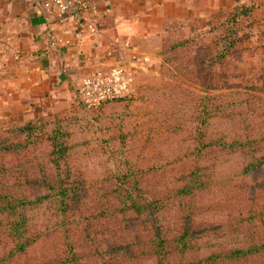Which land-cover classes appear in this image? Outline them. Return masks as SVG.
Masks as SVG:
<instances>
[{"label":"trees","instance_id":"1","mask_svg":"<svg viewBox=\"0 0 264 264\" xmlns=\"http://www.w3.org/2000/svg\"><path fill=\"white\" fill-rule=\"evenodd\" d=\"M260 5L173 27L178 35L164 39L161 57L178 60L183 46L194 53L212 46L214 54L202 62L219 64L230 46L246 41L242 29L253 27L246 20L256 19ZM216 80L207 74L209 87L192 112L194 131L181 139L189 146L172 154L182 166L167 191L157 182L173 164L167 158L143 171L116 170L99 184L65 182L72 174L60 168L70 137L60 126L62 115L0 128V264H235L263 258L264 176L254 186L241 178L264 171V89L258 79L243 85L224 78V88L235 90L216 93ZM124 98L78 106L99 111ZM213 120L230 129L211 136ZM224 157L237 168L222 175L217 168ZM146 176L154 181L150 189L137 184ZM221 191L228 197L221 207L226 220L215 230L198 226L194 203ZM204 249L205 256L187 258Z\"/></svg>","mask_w":264,"mask_h":264},{"label":"rangeland","instance_id":"2","mask_svg":"<svg viewBox=\"0 0 264 264\" xmlns=\"http://www.w3.org/2000/svg\"><path fill=\"white\" fill-rule=\"evenodd\" d=\"M256 8V19L250 23L249 16L246 20V24L253 27L242 29L240 37L247 36L246 41L230 46L219 64L213 62L208 67V62H202L214 54L212 46L203 47L196 53L183 46L178 60L168 57V62H164L161 57L159 68L151 70V76L142 78L136 85L133 79L129 95L124 101L108 105L99 111H85L78 105L68 108L59 122L70 136L66 160L60 166L62 171L72 174V179L65 182L73 183L75 180V184L81 183L84 186L91 185L90 182L99 184L102 178L116 170L119 172L125 168H135L143 171L152 165L157 166L156 162L164 163L165 161L160 160L167 158L173 164L165 168L157 182L165 187V191L170 189L171 178L175 177L177 169H180L178 167L182 166V163L173 161L172 154L177 148L185 149L189 146V141L181 142V139L194 131L192 112L199 110L197 100L203 96L202 91L209 87L207 74L211 73L217 79L213 88L216 93H221L226 88L235 90V85L231 84L224 88V78L232 83L244 80L241 82L243 85L249 84L248 81L252 79H258L261 82L259 88L264 89V6ZM214 51L218 52L216 48ZM194 55L199 61L191 60ZM228 129V124L213 120L208 133L214 136L217 131ZM223 159L222 168H217L222 175L237 168L234 160L226 157ZM262 176L264 171L257 176L251 174L241 179L248 186H254L261 181ZM147 178L150 177H142L137 184L146 185V189H150L154 181ZM223 192L214 193L215 196L207 194L202 197L200 204L194 203L196 209L199 208L198 216L193 219L198 226H210L215 230L216 225H221L226 220L227 214L223 215L221 211L227 197L221 194ZM261 199L264 202V195ZM170 213L171 211L169 216ZM206 254L204 249L187 258L203 257ZM235 264H264V257Z\"/></svg>","mask_w":264,"mask_h":264},{"label":"crops","instance_id":"3","mask_svg":"<svg viewBox=\"0 0 264 264\" xmlns=\"http://www.w3.org/2000/svg\"><path fill=\"white\" fill-rule=\"evenodd\" d=\"M92 1L95 32L80 36L35 0H0V128L63 115L79 104L77 87L92 71L123 65L140 83L159 68L164 39L178 35L173 27L221 19L236 6H264V0Z\"/></svg>","mask_w":264,"mask_h":264},{"label":"built area","instance_id":"4","mask_svg":"<svg viewBox=\"0 0 264 264\" xmlns=\"http://www.w3.org/2000/svg\"><path fill=\"white\" fill-rule=\"evenodd\" d=\"M36 6L50 19L69 20L77 35L95 32V7L92 0H35ZM5 43L0 36V57ZM133 84L129 67L118 65L109 70L92 71L81 79L76 94L79 103L96 105L100 102L124 98Z\"/></svg>","mask_w":264,"mask_h":264}]
</instances>
